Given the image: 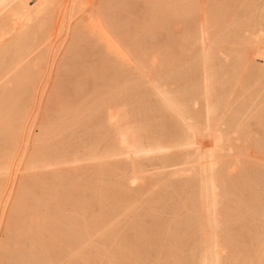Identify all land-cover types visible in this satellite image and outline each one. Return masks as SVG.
<instances>
[{
  "label": "bare ground",
  "instance_id": "1",
  "mask_svg": "<svg viewBox=\"0 0 264 264\" xmlns=\"http://www.w3.org/2000/svg\"><path fill=\"white\" fill-rule=\"evenodd\" d=\"M212 3L210 10H204L202 0H0V264H62L64 254L69 264H106L97 261L103 250L97 251L96 258H90L95 254L85 250L95 235L102 245H114L109 256L113 263H140L142 250L154 235L161 237L157 235L161 229L157 232L155 225V229L142 226L145 222L135 218L118 234L122 222L116 223L137 210V192L132 194L130 186L144 180L147 170L139 159L152 156L160 159L163 169L176 166L172 175L189 173L181 184L187 201L182 215L189 210L179 221L185 226L184 240L177 241L176 249L178 234L167 233L168 244L158 245V250H164L165 256L175 253L170 260L160 257L162 264H264V231L254 234L256 237L251 235L255 230H250V237L246 234L247 228L255 226L254 219L251 226L253 214L264 215L259 201V191L263 195L264 190L255 189L264 184V109L261 106L260 113L253 114L256 96L252 91L248 94L264 74V7L260 10V0ZM180 18L183 25L178 31L189 24L187 32L182 29L181 36L163 27L174 36L164 39L166 31L161 34L159 28L176 20L181 23ZM225 27H231L229 35L218 36ZM156 33L164 36L165 44L160 38L159 43L154 42L162 45L155 47L151 38L155 39ZM186 50L195 53L191 51L192 61L186 70L181 67L187 72L179 69L185 75L183 88L173 92L163 83L169 71L165 74L157 69L160 76L152 78L156 64L162 70L175 67V59ZM94 54L97 60L87 59ZM87 61L91 64L84 67ZM54 69L57 73L53 75L62 72L61 79L55 78L57 82L50 76ZM78 70L82 73L74 76ZM51 84L54 89L49 88ZM84 84L96 87L81 98L78 95L82 89L86 91ZM144 84L149 88L147 85L144 90ZM46 87L53 92L50 96ZM258 89L260 95L263 91ZM148 94L157 96V101L144 107ZM38 96L43 100L38 110L45 115L43 110L48 113L52 108L55 114L45 115L44 123L39 121L43 114L35 107ZM115 102L117 110H113ZM85 110L96 122L91 134L90 121L88 125L87 118L80 122ZM80 123L88 128L83 131L90 139L79 147L73 145L74 150L67 151L69 156L65 142L71 133L65 136L64 127ZM58 132L65 140L57 139ZM78 132L72 134L77 137ZM52 135L64 141L52 138L51 142L60 144L57 148L45 143ZM74 141L70 140L71 145ZM181 149L186 150L185 156L171 164L173 152L180 154ZM85 162L93 166L89 174L78 167ZM68 166L74 167L73 171L67 170ZM87 175L95 176L97 182H80ZM114 175L118 181L114 178L111 185L106 178ZM43 190L48 191L44 194ZM163 195L153 200L160 204ZM42 201L47 203L45 209L50 206L48 210H41ZM154 212L148 214L154 216ZM247 219L250 227L245 225ZM176 225L175 231L183 227ZM171 226L166 230L171 231ZM187 248L189 255L182 257ZM129 253H134L133 259Z\"/></svg>",
  "mask_w": 264,
  "mask_h": 264
},
{
  "label": "rangeland",
  "instance_id": "2",
  "mask_svg": "<svg viewBox=\"0 0 264 264\" xmlns=\"http://www.w3.org/2000/svg\"><path fill=\"white\" fill-rule=\"evenodd\" d=\"M117 1V0H116ZM218 1V0H217ZM212 2H214V0H202V6H203V8H204V10H206L207 9V7H208V9L209 8H211L212 7V5H213V3ZM140 3H141V1H140ZM209 3H211L210 5H209ZM260 4H262V5H260L261 7H260V10L264 7V0H260ZM143 5H141V8H143L142 7ZM145 7V6H144ZM141 8L139 7V10L141 11V13H142V10H141ZM148 8V7H147ZM210 10V9H209ZM258 17V15H256V18ZM181 19V18H180ZM178 21L179 20H176L175 22H171V23H169V24H167V27H165L166 25H163L161 28H159V29H161V34L163 33L162 32V30L164 31H166V34L168 33V36L164 33L163 35L165 36V38L164 39H170V38H173L174 36H173V34H175L176 33V31H177V34L178 35H183V32H182V29H183V27H182V29H180L179 31H178V29H179V26H180V28H181V25H183V19H181V23H178ZM177 22V23H176ZM184 23H185V21H184ZM188 23V22H187ZM173 25L172 26V28H170V26H168V25ZM67 25V24H66ZM186 26V25H185ZM185 26H184V29H185ZM166 28V29H168V31H171L172 33H173V31L175 32V33H173L172 34V37H171V35H170V33L169 32H167V30L166 29H164V28ZM176 27V28H175ZM170 28V29H169ZM174 28H175V30H174ZM187 28H189V24H188V26L186 27V29H185V32H187ZM157 29L158 28H156V31H157ZM183 29V30H184ZM226 29V30H225ZM225 31L223 30V32L221 31V33H219L218 34V36H223V35H226L227 33V35H229V32H230V29H231V27L230 28H228L227 29V27H225ZM227 31V32H226ZM184 32V33H185ZM179 33H181V34H179ZM157 35H155V39H154V37L153 38H151L152 40V43L154 44V45H156V43L158 42V40H160V38L163 36H161V35H159L158 33H156ZM176 34V35H177ZM232 33H230V35H231ZM181 35V36H182ZM163 36V37H164ZM169 36H170V38H169ZM150 37H152V36H149V38H147V41H149V42H147V44L149 45V43H151L150 42V40H148V39H150ZM158 37V38H157ZM167 37V38H166ZM176 37V36H175ZM65 38V37H64ZM62 39H63V37H62ZM61 39V40H62ZM161 39H163V38H161ZM163 39V42H164V44H165V40ZM166 40V41H167ZM154 41H157V42H154ZM162 41V40H161ZM162 42V43H163ZM159 43V42H158ZM162 43H161V45H162ZM163 44V45H164ZM152 45V44H151ZM150 45V46H151ZM154 45H152V46H154ZM161 45H158V46H161ZM147 46V45H146ZM157 45L155 46V47H158ZM149 47V46H148ZM150 48H153V47H150ZM185 50H183V52H184ZM191 51H193V50H186V52L185 53H182L181 54V52H179L180 54H181V56L180 55H178L179 57L178 58H176L175 59V61L174 62H178L177 64H175V67L174 66H172L170 69H167V70H164L165 69V67L163 68V70H162V66L158 63V64H156L155 66H154V70H155V68H156V72L154 71H152V69H150V71L151 72H153L152 74L154 75V77H152V78H156V77H158V75L160 74L159 72H160V70H161V72H165V74H166V72L167 71H169L168 73H169V76H168V73H167V76L165 75V77L163 76V78H164V84H166V86L168 87V89H170V90H172L173 92L174 91H178V90H180L181 88H183V77L185 76L184 75V73H186L184 70H186V68H187V65L188 64H190V60L192 61V57H193V55H194V53H195V51H193V55L191 56ZM227 51V49L226 48H224V52H226ZM188 53V54H187ZM95 55L96 54H94V55H91V56H89V58H87V59H90L91 60V57H93V59H95V60H97L98 58H97V56L95 57ZM161 57H164V56H161ZM160 57V58H161ZM166 57V56H165ZM164 57V58H165ZM184 57H186V58H184ZM223 57H225V54L223 55ZM167 58V57H166ZM92 59V60H93ZM178 59V60H177ZM186 59V60H185ZM89 60V61H90ZM161 60H163V58H161ZM160 61V60H159ZM260 61V60H259ZM88 62V61H87ZM85 62L84 63V67L86 66V64H87V66L89 65V64H91L90 62ZM93 62H94V60H93ZM161 62V61H160ZM164 62V61H163ZM187 62H189V63H187ZM169 63H170V61H169ZM171 64V63H170ZM187 64V65H186ZM83 65V64H82ZM181 65V66H180ZM161 66V67H160ZM160 67V68H159ZM180 67V68H179ZM181 67H182V69H184V70H182L181 69ZM58 68V67H57ZM153 68V67H152ZM174 68V69H173ZM82 69H83V67H82ZM159 70V72H158V70ZM179 69H181L180 71L181 72H184L183 73V75H182V73L180 74V71H179ZM55 70V69H54ZM52 71V75H50L51 76V78L53 79H55V78H57L58 76H59V74L60 73H62V72H60L59 74H55V75H53L54 73H57L56 71H57V69L55 70V71ZM80 70V69H79ZM78 70V74H76L75 72H73V74H74V76L75 75H80V73H82V72H80ZM170 70H171V72H170ZM178 70V71H177ZM59 71V70H58ZM62 71V70H61ZM82 71V70H81ZM149 71V70H148ZM148 72L149 73V78H151V76H153L152 74H151V72ZM54 72V73H53ZM173 72H174V74L176 73H178L177 74V76L179 77H177L176 76V74H175V76H173L174 74H173ZM146 73H147V71H146ZM147 73V74H148ZM150 74H151V76H150ZM172 74V75H171ZM49 75V74H48ZM57 75V76H56ZM62 75V74H61ZM61 75L58 77V78H60L61 79ZM72 75V74H71ZM161 75H163V74H161ZM182 75V76H181ZM73 76V77H74ZM160 76V75H159ZM170 76H173L172 77V79H170L171 77ZM262 76V78L258 81V83H256V85L254 86V87H252L249 91H248V94H251V91H252V96L253 95H255L256 97H254L253 96V98H254V100H253V102L255 103H252V111H253V114H255V112H256V114H259L260 112V110L261 109H264V74H262L261 75ZM177 77V78H176ZM50 78V79H51ZM168 78V79H167ZM52 79L50 80V81H52ZM65 78H63V80H64ZM166 79V80H165ZM66 80V79H65ZM81 80V79H80ZM83 80H85V79H83ZM174 80V81H173ZM180 80H181V82H180ZM55 81L57 82L58 81V79L56 80L55 79ZM55 81H53V82H55ZM85 83V82H84ZM178 83V84H177ZM54 84V83H53ZM180 84L182 85V86H180ZM55 85V84H54ZM148 85V86H147ZM175 85V86H174ZM259 85H260V89H258L259 88ZM56 86V85H55ZM55 86H53L52 87V84H51V86L49 87V88H53L54 89V87ZM88 86H90V87H88ZM87 86V84H84V88L86 89V91L84 92V89H82V91L80 92V94L78 95V97H81V98H83L82 96H84L85 98H86V96L85 95H87V93H89V91L93 88V87H96V86H92V84L91 85H88ZM92 86V87H91ZM145 86H147L148 88H149V84H144L143 86H142V88L145 90V89H147ZM44 87V88H43ZM42 88L43 89H45V86H43ZM87 87V88H86ZM180 87V88H179ZM255 87H258V88H255ZM42 88H41V92H42ZM81 88H82V86H81ZM80 87L78 88V89H81ZM142 88H141V90H142ZM254 88V89H253ZM46 91L48 92V88L46 87ZM94 89V88H93ZM176 89V90H175ZM257 89L258 90H260L262 93V95L260 94H258L256 91H257ZM262 89V90H261ZM256 90V91H255ZM44 91V90H43ZM45 91V92H46ZM54 91V90H53ZM49 92H52L51 90L49 91ZM48 92V93H49ZM254 92V93H253ZM48 93H47V96H48ZM53 93V92H52ZM55 93V92H54ZM51 95V93H49V96ZM82 95V96H81ZM148 96H150L151 97V99H150V97H148ZM259 98H258V97ZM144 97V96H143ZM143 97H142V99H143ZM152 97H153V100H152ZM84 98V99H85ZM144 98H148V101L146 100V99H143L142 101L143 102H145V100H146V104L144 103V104H142V106L144 105V107L147 105V107L150 105V106H152V105H154L155 104V101H157L156 100V98H157V96L155 97V95L153 96V95H145V97ZM245 100H246V97H243ZM243 98H239L238 100H240V101H242V99ZM256 98V99H255ZM44 99V98H43ZM46 99H47V97H46ZM45 99V100H46ZM244 99H243V101H244ZM149 100H151V101H149ZM233 100V99H232ZM237 100V101H238ZM43 102V100L41 99V96H40V98H39V96H38V100H37V104H36V108H37V110L36 111H39L41 108H39V103L40 102ZM127 101H128V103H129V105H128V107L129 108H132L133 106H134V104L131 102L130 103V101H129V98L127 97ZM240 101H238V103H240ZM45 102H47V100L45 101ZM44 102V103H45ZM247 102H248V100H247ZM116 103V102H115ZM237 103V104H238ZM115 105H118V106H116L117 108H115ZM113 110H117L118 109V107H119V104H114L113 103ZM261 106L263 107V108H261ZM250 108V107H249ZM255 108V109H254ZM258 108H261V109H258ZM39 109V110H38ZM43 109H44V105H43ZM52 110V108H50V110H48V113H50V115L48 116V113L46 112L47 110L45 109V110H43L44 112H45V115H47V117H54L55 116V114L53 115V111H51ZM259 110V111H258ZM255 111V112H254ZM258 111V112H257ZM40 112V111H39ZM38 112V113H39ZM84 112V111H83ZM40 114H43L42 113V111L40 112ZM53 116H52V115ZM87 114H89L88 113V111L86 112V110H85V113H83L82 114V116H80V122L81 121H85V118H87L88 120H87V122H85V124L87 123V125L88 124H90L91 123V125L92 126H90V125H88V127H89V129L87 128V127H85L84 125L82 126L81 125V123L80 124H77V125H75V126H69L70 128H69V131H68V129H67V127L68 126H66V127H64L65 128V130H64V128H61V129H63L62 131L65 133V136H68L69 137V135H70V133H71V135H74L76 132H78V135H77V137H76V134H75V136L74 137H76V139H74V137H72L71 135H70V137L69 138H71V139H69V138H66L67 140H68V143L67 142H65L66 144H65V148L67 149H69L71 146V151H69L68 149L66 150V152L68 151V152H72L73 150H74V148H76V146L77 147H79V145L81 146V144H83V142H86V140H88L89 141V139H90V136L88 137L87 135H86V133H85V131H83V129L85 130V129H88V131H90V132H88V133H90L91 134V132L93 131V132H95L94 130H95V128H96V122H95V124H94V121H95V119H94V116H88ZM45 115L43 114V116L45 117ZM40 116V119L41 120H39V121H41V122H43L44 123V121L45 120H47V117H41V115H39ZM247 116V115H246ZM92 117V118H91ZM91 118V119H90ZM43 119H44V121H43ZM82 119V120H81ZM92 119H93V121H92ZM89 121H90V123H89ZM92 121V122H91ZM79 125V126H78ZM95 128H94V127ZM81 127H82V130H81ZM91 127V128H90ZM73 128H74V130H73ZM94 128V129H93ZM253 128H255V125L253 126ZM60 129V130H61ZM75 129L77 130V129H79V130H77V131H75ZM93 129V130H92ZM59 130V131H60ZM61 131V132H62ZM66 131H67V133H66ZM73 131L75 132L74 134H72L73 133ZM83 131V132H82ZM98 131V134H101V132L99 133V130H97ZM62 132V133H63ZM92 132V133H93ZM58 135H56V134H54V136L56 135V137H57V139L59 140L60 138H62V140L64 139L65 140V138H63L64 137V135L63 136H60V134H59V132L57 133ZM69 134V135H68ZM85 134V135H84ZM53 135L51 136V139L48 141V142H45V143H47L46 145H51L50 143H52L56 148H57V146L58 145H60V144H58L59 142H61V141H58L57 139H56V137L55 138H53L54 137ZM60 136V137H59ZM79 136V137H78ZM80 136H82L83 138H80ZM89 139H88V138ZM102 137V136H101ZM52 138L55 140L54 142H56V141H58V143H53V142H51L52 141ZM79 140H78V139ZM73 139V141L74 140H76V141H74V142H72V145H71V142H70V140H72ZM82 139L83 140H85V141H82ZM93 140V139H92ZM77 141L79 142V143H77ZM64 141H62V143H63ZM69 142H70V146H68V144H69ZM77 143V145H76V143ZM82 142V143H81ZM49 143V144H48ZM74 143V144H73ZM56 144H57V146H56ZM42 145V144H41ZM44 145V144H43ZM73 145H75V147L73 146ZM52 146V145H51ZM53 147V146H52ZM74 147V148H73ZM73 149V150H72ZM177 151V152H176ZM176 151H174L173 152V156H174V158L172 159V161L170 162L171 164H173V163H178L179 161H181V159L183 158V154H184V156H185V153H186V150H183L182 151V149L179 151L180 152V154L178 153V150H176ZM67 152V154L70 156V154ZM184 152V153H183ZM182 153V154H181ZM175 154V155H174ZM177 154V155H176ZM179 154V155H178ZM259 155H262L261 153L259 154ZM156 156H152V157H142L141 159H139V162L138 163H140L141 164V166L143 167V169H145V177H144V180H142V181H140L138 184H133V185H131L130 186V188L133 190H131L130 189V192H132V194L133 193H136L137 192V198H138V200L139 201H137L136 203V207H137V205H138V207H137V210L135 211H133V213L131 212V213H127L126 214V216H121V218H118L119 220L117 221L118 223H116V226L119 224V223H121L122 222V224H119V226H118V230H116V233L118 232V234H121V233H124L125 232V230H127L128 229V227L130 226V224L133 222V220H136L137 218L139 219V221L140 222H145L144 224H142V226H148L149 225V227L150 226H154V227H157L156 228V230L155 231H160V229H161V231L159 232V233H157V235H159V236H161L160 238L158 237V236H156V237H158V240H159V243H158V241H157V238L155 237V235H154V237H153V239L151 240V241H149L147 244V246L145 247V246H143V247H145L142 251V256L144 257V258H141V262L140 263H138V264H157V263H159L160 264V262H161V264H162V258L164 257H166L167 256V258L169 259H171V257H170V255L172 256V258L174 257L173 256V253H175V252H172L171 251V253H170V255L168 256V255H166L165 256V251L163 252H160V250H158V249H160L161 247L160 246H158V245H162V244H164V242H166L169 238H170V236L168 237V234L169 235H174L175 233H176V235H174V237L176 236V238H174V239H178V240H175V242H174V245L176 246V249H177V247H179V239L181 238H183V240H184V237H182L181 235H184V228H185V226H184V224H181L179 221H180V219H182L181 217H185L186 215L185 214H187V212L189 211V210H187V212H186V210H184V214L182 215V211H183V204H184V202L186 201V198L184 197V196H182V195H185L186 196V191L184 190V189H182L183 187L181 186V184L183 185V183L184 182H186V179L188 180V178H187V174H189V173H186V174H184V175H172L171 173H170V171H173L174 170V168H176V166H169L168 168H165V169H163L164 167L162 166V163H161V161H160V159L159 160H157L158 159V157H156ZM182 157V158H181ZM149 158V159H148ZM143 159V161H141ZM155 160V161H154ZM87 165V163L85 162L84 164L82 163V164H79V166L78 167H80L79 169L81 170V171H83L84 170V174H86L87 172H88V170H89V172L91 171L90 169L93 167L91 164H88L89 165V167L90 168H88V165ZM86 166L85 167V169L83 168L84 166ZM83 166V167H82ZM73 168L74 167H70V166H68L66 169L68 170H70V169H72V170H70V171H73ZM87 168V169H86ZM51 172H54L55 171V169H49ZM47 171V173L49 172L50 173V171ZM70 171H66V172H70ZM75 171V170H74ZM87 171V172H86ZM89 172H88V174H89ZM48 173V174H49ZM46 175V174H45ZM45 175H44V177H45ZM50 176V175H49ZM88 176V175H87ZM87 176H83V180L81 179V181L80 182H82V181H87L89 184L90 183H92L93 181L94 182H97V179H96V177L94 176H92L91 177V175L90 176H88V178H86ZM117 177V178H116ZM188 177L190 178V176L188 175ZM47 178V177H46ZM50 178H51V176H50ZM85 178V179H84ZM114 178H116V181H118L117 179H118V175H114L112 178L111 177H107L106 178V180H109L110 181V183H111V185H113L114 184V182H116L115 181V179ZM112 179V180H111ZM114 179V180H113ZM89 180H90V182H89ZM181 180H185V181H183V182H181ZM113 182V183H112ZM181 182V183H180ZM83 183H86V182H83ZM264 183V182H263ZM115 185H116V183H115ZM261 185H262V187H261ZM261 185H257L256 187L257 188H255V189H258L259 188V190L260 189H262V190H264V184H261ZM127 186H129V185H127ZM179 186H181V189H179L180 187ZM260 186V187H259ZM163 188H165V189H163ZM127 189H129V187H127ZM62 190V189H61ZM136 190H138V191H136ZM163 191V193H164V195L166 196H164V201L162 202V201H160L161 203L160 204H158L159 202L158 201H154L153 200V197H158V196H161L163 193H162V191ZM40 191V190H39ZM48 190H43V192H44V194H46V192H47ZM135 191V192H134ZM139 191H141V192H139ZM152 191H153V194H152ZM165 191H167V193H169L168 195H167V193H165ZM181 191L183 192V193H181ZM64 192V191H63ZM63 192H61V193H63ZM87 192V191H86ZM85 192V193H86ZM39 193H41V192H39ZM60 193V192H59ZM84 193V194H85ZM88 193V192H87ZM86 193V195L88 196L89 195V193L87 194ZM138 193L140 194V196L138 195ZM150 193V194H149ZM155 193V194H154ZM259 193H260V202L262 203V205L264 206V192H263V195H262V193H261V191H259ZM43 194V193H42ZM50 194V193H49ZM157 194V195H156ZM41 195V194H40ZM134 195H136V194H134ZM170 195H173L172 197L170 196ZM151 196H152V199H151ZM41 197V196H40ZM45 197V196H44ZM139 197L141 198V199H139ZM169 197V198H168ZM174 197V198H173ZM256 197V196H255ZM262 197V198H261ZM185 198V199H184ZM257 198V197H256ZM169 199H171L170 200V202H168L169 201ZM45 201V200H44ZM44 201H42V202H44ZM153 201H154V204H153ZM42 202H41V205H42V207H41V205H40V208H41V210H43V209H45L43 206L45 205V206H47V203L46 202H44V204H42ZM140 202H141V205H140ZM171 202H173V204H174V207H175V205H177L176 207H178V208H173V206L171 207V205H169ZM139 203V204H138ZM162 203H163V205H162ZM169 203V204H168ZM186 203H187V201H186ZM166 205V207H165V205ZM172 204V203H171ZM142 205H143V207H142ZM157 205V206H156ZM151 206H154V207H151ZM164 207V208H163ZM183 207V208H182ZM186 207H187V204H186V206H185V209H186ZM43 208V209H42ZM47 208V207H46ZM50 208V206L47 208V209H45V211L46 210H48ZM70 208V207H69ZM69 208H66V210H67V212L68 213H71V211H68L69 210ZM97 208V207H96ZM95 208V209H96ZM141 208V209H140ZM182 208V209H181ZM71 210H72V213H73V208H70ZM95 209H93L95 212L97 211V209L95 210ZM140 209V210H139ZM143 209V210H142ZM179 210H181V212H179ZM245 210H247V209H245ZM245 210H243V212H245ZM137 211H138V213H137ZM140 211H142V212H140ZM155 211V212H154ZM66 212V211H65ZM66 212V213H67ZM148 212H151L150 214H152L153 215V213L152 212H154L155 214H154V216H151L150 214H148ZM75 213V212H74ZM78 213V212H77ZM137 213V214H136ZM143 213V214H142ZM145 213V214H144ZM181 213V214H180ZM134 215L133 217L134 218H132V215ZM139 214V215H138ZM142 214V215H141ZM246 214H247V212H246ZM80 215V214H79ZM131 215V216H130ZM148 215V216H147ZM150 215V216H149ZM185 215V216H184ZM257 214H255V216H256ZM139 216V217H138ZM254 216V214H253V217H251L250 219H251V221L254 219V222H256L255 223V226H253L254 225V222L252 221V225L250 224V219H249V221H248V219L246 220V221H248V222H246L245 221V225H247L248 223L251 225V226H253V227H250V225L248 224V226L250 227V229L249 228H247L248 226H246V228L249 230V231H245L246 232V234L250 237V235H249V232H250V230L252 231V233H253V231L255 232V233H253V234H251V235H257V234H259V233H257V232H259V231H264L263 229H264V227H263V225H262V222L264 221V215L263 216H261V215H258V216H256L255 217ZM131 217V218H130ZM159 217V218H158ZM160 217H161V219H160ZM262 217V218H261ZM136 218V219H135ZM143 218V219H142ZM257 218H258V220H257ZM123 219V220H122ZM141 219V220H140ZM184 219V218H183ZM122 220V221H121ZM131 220H132V222H131ZM153 220V221H152ZM158 222H157V221ZM160 220H163V222L162 221H160ZM167 220V221H166ZM154 223V224H152V222ZM156 221V222H155ZM175 221H178V222H175ZM115 222H116V220H115ZM123 222H125V224L123 225ZM127 222V223H126ZM131 222V223H130ZM149 222H151V224L149 223ZM165 222V223H164ZM130 223V224H129ZM162 223H164L165 225V227H163L161 224ZM168 223H170V224H168ZM178 224L179 223V225L178 226H181L182 228H178V229H180V231H178V233H177V230L175 231V230H173L177 225L176 224ZM235 223V225H233ZM258 223V224H257ZM126 224H127V226H126ZM157 224H158V226H157ZM166 224H167V226H166ZM181 224V225H180ZM233 224H232V226L234 227V228H236L237 230H240V227L238 228V226H239V224H237V222H233ZM237 224V225H236ZM168 225H172L171 226V228H172V230L174 231H172V234H171V231H170V229L169 230H166L167 228H170V226L168 227ZM123 226V227H122ZM145 226V227H146ZM236 226V227H235ZM256 226H258V227H256ZM122 229H121V228ZM125 227H126V229H125ZM153 227V228H154ZM163 227V228H162ZM261 227H263V228H261ZM123 228L125 229V230H123ZM160 228V229H159ZM165 228V229H164ZM245 228V229H246ZM251 228H253V229H251ZM258 228V229H257ZM155 229V228H154ZM246 229V230H247ZM260 229V230H259ZM262 229V230H261ZM121 230H123V231H121ZM162 230L164 231V230H166V233H162ZM241 231V230H240ZM169 232V233H168ZM160 233H162V235H160ZM168 233V234H167ZM239 233V232H238ZM237 233V234H238ZM264 233V232H263ZM166 234V235H165ZM247 235H245V236H247ZM254 235V237H256ZM181 236V237H180ZM248 236L246 237V238H248ZM97 238V239H96ZM100 238V237H99ZM98 238V236L96 237V235L94 236V237H92V241L91 240H89L88 242H87V245H85V250L87 251V252H89V253H91V254H95V256L94 255H92L90 258H96V253H97V251L98 250H105L104 252L102 251V253H100V255L101 256H97V261H103L104 263H106L107 264V262H106V260L107 259H109L110 260V254H111V248H113L112 246H114L113 244H112V246L110 247V245H111V243L109 244V245H102V239L100 238V241L98 240L99 239ZM180 239V240H181ZM98 240V241H97ZM170 240V239H169ZM168 240V241H169ZM177 241H178V243H177ZM151 242L153 243L152 245H153V247H151L150 245H151ZM161 243V244H160ZM167 244H168V242H166ZM164 244V246H166L167 244ZM91 244V245H90ZM150 244V245H149ZM156 244V245H155ZM163 246V245H162ZM142 247V248H143ZM150 247V248H149ZM71 248H75V247H71ZM70 248V249H71ZM146 248H148L147 250H145ZM157 248V249H156ZM175 249V247H174V250H176ZM189 249V250H188ZM53 250V249H52ZM55 250V249H54ZM113 250V249H112ZM145 250V251H144ZM151 250V251H150ZM185 250V252L186 253H184V252H182L181 253V255H182V257H184V256H188L189 254H188V252L187 251H189V253H190V248H187V249H184ZM106 251H107V253H106ZM109 252V253H108ZM113 252V251H112ZM53 253H54V251H53ZM105 253V254H104ZM163 254V256H161V254ZM176 253H177V251H176ZM131 254V255H130ZM144 254V255H143ZM146 254V255H145ZM99 255V254H98ZM113 255V254H112ZM130 255V259H133V257H134V253H129L128 254V256ZM94 256V257H93ZM62 257H63V260H61L60 261V263H62V264H69V261L68 260H66L67 258H66V255L64 254V255H62ZM109 257V258H108ZM161 257V259H159ZM112 258V257H111ZM101 259V260H100ZM169 259V260H170ZM105 260V261H104ZM108 260V262L109 263H112V264H115L116 263V260L114 261L115 263H113V258H112V261L110 262ZM167 260V259H166ZM143 261V262H142ZM68 262V263H67ZM165 262V261H164ZM108 263V264H109ZM163 264H165V263H163ZM167 264V263H166Z\"/></svg>",
  "mask_w": 264,
  "mask_h": 264
}]
</instances>
